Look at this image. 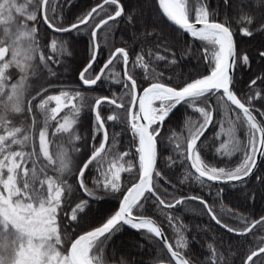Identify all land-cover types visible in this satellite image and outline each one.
Returning a JSON list of instances; mask_svg holds the SVG:
<instances>
[{"label": "snow or ice", "instance_id": "snow-or-ice-1", "mask_svg": "<svg viewBox=\"0 0 264 264\" xmlns=\"http://www.w3.org/2000/svg\"><path fill=\"white\" fill-rule=\"evenodd\" d=\"M75 2L0 0V264H143L124 249L142 253L145 242L159 249L151 264H195L184 250L197 237L189 240V227L172 211L188 201L202 205L232 237L264 230V215L254 219L229 208L225 215L240 221L233 226L215 210L217 199L223 207L222 185H240L253 203L264 199V0H218L215 7L210 0H92L66 19L65 6ZM109 28L132 35L122 36L123 45L113 46L101 64L100 34ZM82 34L89 54L66 83L63 55H72L70 41ZM237 37L257 43L244 48ZM182 41L188 51L181 48L178 56ZM194 47L203 70L179 80L172 70ZM98 86L112 94L92 97L89 105L88 93ZM106 106L111 114L105 118ZM182 107L191 114L173 128ZM86 110L90 149L78 130ZM109 122L121 131H110ZM217 123L220 132L207 137ZM125 133L130 139L122 150ZM165 150L171 154L164 157ZM209 153L218 163L209 162ZM161 157L168 168L184 166L180 184L192 180L213 203L199 194L175 195ZM76 192L81 195L72 199ZM107 197L117 199L118 208L106 207ZM148 205L167 220L174 240L146 214ZM71 225L78 231L69 235ZM129 230L139 240L125 243ZM219 243L215 237L207 243L201 264H234L233 245L221 252ZM239 255L241 264H264V236Z\"/></svg>", "mask_w": 264, "mask_h": 264}, {"label": "trees", "instance_id": "trees-1", "mask_svg": "<svg viewBox=\"0 0 264 264\" xmlns=\"http://www.w3.org/2000/svg\"><path fill=\"white\" fill-rule=\"evenodd\" d=\"M91 2L92 0H76L75 7L68 9L65 6L64 17L66 19H73L75 14L88 7ZM217 2L218 0H210V3L213 7L216 6ZM221 5H222V0H221ZM220 12H221V18H223L225 10L223 9L222 6ZM146 15L150 16V18L152 19L155 18L154 13H146ZM119 27L123 28V24H121ZM100 35H101L100 43L103 47V51L100 57L102 64L103 61H105L108 58L109 51L113 48V46L123 45L122 36L125 39H127L131 37L132 32L129 31L127 33H122L118 29L115 32H113L112 29L109 28L103 30ZM172 35H174V33ZM105 36H107L106 41L104 39ZM186 39H190V38H186ZM237 39L240 42L241 46L244 48H252L257 43V41L250 40L249 38L237 37ZM87 40H88V36L86 35L82 34L80 36H76L74 40L70 41V50L72 55L68 56L66 53L63 55L64 65L67 68V71H65V69L62 67L60 68V72L62 74L61 80L65 81L66 83H71L75 79L73 69L76 68L89 54L86 44ZM245 41H247V43H245ZM196 44L199 45L200 42H196ZM129 46L134 47L136 51H139L141 47V45L138 43L133 44V42L130 39H129ZM150 46L151 44L149 43L145 45V48ZM176 48H177L178 56L181 54L180 52L181 48H183L184 51H188L187 47L183 45V41L181 42V44L177 45ZM57 55L60 54L58 53ZM198 55H199L198 48L194 47L189 55V58L187 60L181 61L180 66L172 70L179 80L186 79L189 77L196 78V76L203 70L202 58L200 59L199 62L196 59ZM120 67H121L120 65L117 66L118 70L120 69ZM167 74L170 73H166V75ZM243 79L247 80V76H244ZM241 87H244V85L242 84ZM111 88L112 91L117 93L121 91L120 87L117 85H111ZM111 94L112 93L108 90V86H98L95 91L88 93L89 96L88 103L89 105L94 103L92 97H96L100 95H111ZM185 112L191 114L190 109H185L182 107L180 109V112L177 113V116L180 117V120L173 122V124L171 125L173 128H176L179 124H182ZM108 114L111 113L109 112L106 106L102 110V115L106 118ZM40 119L42 122L43 118L41 117ZM217 119L219 120V116H217ZM91 124H92V114L89 110H86L80 117V124L78 130L79 133L86 138L87 148L89 149L91 148V143H92L91 136L89 134L91 131ZM224 127L225 128L228 127L227 123H225ZM109 128L110 131L119 132L121 131L122 125H112L111 122H109ZM220 130H221L220 123H217L213 128H211L206 133V136L211 138L214 136L215 133L220 132ZM236 135L241 140L245 138L243 129L237 130ZM120 139L122 142V150L126 149L128 147L127 142L130 139V135L125 133L122 137H120ZM222 139H227V136H222ZM213 143L216 146H218L219 142L213 141ZM170 154L171 153L169 150L164 151V157ZM164 157H161V160L159 162V167L172 181V183L177 185L178 190L175 192V195L187 196L189 194H199V195H203L210 203H213L212 196L207 194V190L202 191L199 185L193 182L192 180H187L185 181L184 184H180V181L184 180L186 175V170L184 166L178 164L173 168H168ZM207 158L210 163L213 164L218 163V161L215 158H213L210 153L208 154ZM231 160L234 166L235 162L239 160V155L233 156ZM219 166H224V165L223 163H220ZM261 168H264V163L261 164ZM188 171H191L190 167L188 168ZM92 174L93 175L95 174L94 170ZM124 176L127 177V174H124ZM89 181L91 182V176L89 177ZM253 184H255L254 177L252 178V180H250L247 189H251ZM167 187L169 188V191H173L171 185H168ZM222 187H224L225 189L223 194V207L221 205L220 200L217 199L215 201V205H216L215 210L217 214L220 215L221 218L224 219L227 223L232 224L233 226H239L240 224L239 220L233 218L230 215H225L227 209L229 208L233 209L236 213L244 217L259 219L260 215H264V199L258 198L254 203L250 198L245 199L246 189H241V186L238 184L235 187H233L232 185H222ZM79 195H81V193L76 192L72 197V199H75ZM105 206L112 207L113 209L118 208V200L111 197H107ZM93 207L95 208L96 205L94 204ZM146 207H147L146 214L150 215L153 219H156L157 222L160 223L161 226L164 228L168 237L174 240L175 234L173 230L169 227L167 220L162 215H160L158 212L155 211L154 206L148 205ZM172 211L174 212L175 215L181 218L182 222L185 225L189 227L190 231L186 233L189 240L191 241V238L193 236L197 237L198 242L191 245L190 250H184L187 254V257L195 261V264H201V262L205 260L207 256L206 245L207 243L212 242L213 237H215L218 242H221L218 245L220 247L221 252L226 251L229 244L233 245L232 252L229 253V256H231L234 259V264H241V256L239 254L243 252H247V250L251 247H255L256 241H258L260 237L264 236V230L257 229L253 235H249L246 238L232 237L231 234L226 233L225 230L219 228L218 225H215V223L210 220L205 210L203 209V206L200 205L197 201H188ZM65 224H67V221H65ZM74 231H78V229L75 228V225H71L67 227V233L69 235H71ZM122 239L125 241V243L131 244L135 240H139V236L137 233H134L131 230H129L124 234ZM244 240H246L247 242L241 243ZM202 244L203 247L201 246ZM124 251L131 252L133 254L132 259L134 260H142L143 264H151V257L155 256L159 252V249L154 248L145 242V249L143 250L142 253H138L137 249L130 247L124 249Z\"/></svg>", "mask_w": 264, "mask_h": 264}, {"label": "bare ground", "instance_id": "bare-ground-1", "mask_svg": "<svg viewBox=\"0 0 264 264\" xmlns=\"http://www.w3.org/2000/svg\"><path fill=\"white\" fill-rule=\"evenodd\" d=\"M251 180H252V178H251Z\"/></svg>", "mask_w": 264, "mask_h": 264}, {"label": "rangeland", "instance_id": "rangeland-1", "mask_svg": "<svg viewBox=\"0 0 264 264\" xmlns=\"http://www.w3.org/2000/svg\"><path fill=\"white\" fill-rule=\"evenodd\" d=\"M63 114V113H62ZM43 118V117H42Z\"/></svg>", "mask_w": 264, "mask_h": 264}]
</instances>
